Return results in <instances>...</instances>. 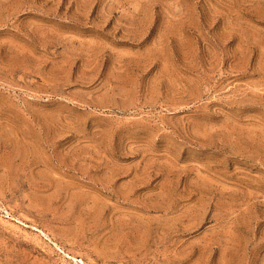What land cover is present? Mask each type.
Wrapping results in <instances>:
<instances>
[{"label": "rangeland", "instance_id": "obj_1", "mask_svg": "<svg viewBox=\"0 0 264 264\" xmlns=\"http://www.w3.org/2000/svg\"><path fill=\"white\" fill-rule=\"evenodd\" d=\"M0 264H264V0H0Z\"/></svg>", "mask_w": 264, "mask_h": 264}]
</instances>
